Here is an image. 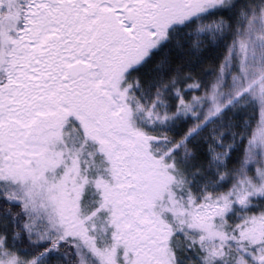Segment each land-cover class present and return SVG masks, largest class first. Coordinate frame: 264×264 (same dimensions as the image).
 Wrapping results in <instances>:
<instances>
[{"label": "snow or ice", "instance_id": "1", "mask_svg": "<svg viewBox=\"0 0 264 264\" xmlns=\"http://www.w3.org/2000/svg\"><path fill=\"white\" fill-rule=\"evenodd\" d=\"M0 264H264V0H0Z\"/></svg>", "mask_w": 264, "mask_h": 264}]
</instances>
